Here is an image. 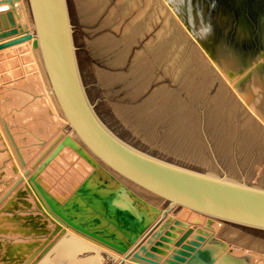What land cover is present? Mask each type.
I'll list each match as a JSON object with an SVG mask.
<instances>
[{
  "label": "rangeland",
  "instance_id": "374dc122",
  "mask_svg": "<svg viewBox=\"0 0 264 264\" xmlns=\"http://www.w3.org/2000/svg\"><path fill=\"white\" fill-rule=\"evenodd\" d=\"M67 6L86 95L98 118L115 136L155 158L208 174H224L264 189V123L232 85L248 69L264 62V56H257L264 54V8L260 4L252 0H194V7L201 11H213L216 18L223 16L233 37L238 35L241 19L250 24L252 41L260 50L249 53V65L241 66L233 81L226 80L166 0H67ZM20 50L0 53V203L5 200L0 225L11 223L0 226V264H32L67 229L118 252L73 229L51 210L44 197L45 209L41 206V210L49 216L39 209L40 190L63 206L93 174V183L106 182L111 187L114 183L67 145L53 154L65 137L71 139L70 131L49 103L45 88L41 94L34 86L27 90V78L36 76L40 83L42 77L39 65ZM24 71L32 73L27 77ZM255 77L254 83H262L264 76ZM23 91L47 101L40 114L29 106H15V95ZM20 109H28V114L18 112ZM38 120L43 124L37 126ZM14 155L20 157V165L12 162ZM8 164L13 171L7 173ZM31 169L37 171L32 177ZM27 176L31 185L36 183L37 191L31 188V192L24 184L18 187ZM125 186L150 202L149 196ZM150 199L156 205L160 202ZM55 223L59 228L54 231ZM214 240L251 253L258 251L263 260L255 263L258 257L251 253L228 254L235 264H264L263 231L220 222ZM29 245L37 248L31 258L25 252ZM99 264L113 262L104 257Z\"/></svg>",
  "mask_w": 264,
  "mask_h": 264
},
{
  "label": "water",
  "instance_id": "95a60500",
  "mask_svg": "<svg viewBox=\"0 0 264 264\" xmlns=\"http://www.w3.org/2000/svg\"><path fill=\"white\" fill-rule=\"evenodd\" d=\"M26 1L37 38L32 46H40L51 90L68 127L106 168L163 202L160 212L154 207L143 209L142 199L125 185L118 183L113 188L106 182L93 183V174L63 206L40 190L51 210L73 229L130 259L120 264H235L224 255L225 244L217 243L206 229L217 220L264 232V189L230 180L224 174H208L155 158L115 136L98 118L86 95L67 0ZM252 1L264 8V0ZM185 2L194 19L189 25L193 33L188 32L219 68L218 52L233 58L237 71L249 65V53L256 54L254 49L260 48L253 43V31L246 20L239 21L238 35L233 37L223 16L216 18L213 11H201L194 7V0ZM197 28L203 32L200 41L194 32ZM16 32L13 13H0V38ZM30 38L26 34L0 44V49ZM253 70L264 74V62H258ZM63 144L96 167L95 160L69 137L53 154ZM170 211L176 218L167 216ZM190 212L208 218L204 229L193 231L186 224Z\"/></svg>",
  "mask_w": 264,
  "mask_h": 264
},
{
  "label": "bare ground",
  "instance_id": "6f19581e",
  "mask_svg": "<svg viewBox=\"0 0 264 264\" xmlns=\"http://www.w3.org/2000/svg\"><path fill=\"white\" fill-rule=\"evenodd\" d=\"M166 2L168 3L171 10L174 12L176 17L179 19L181 24L184 26V28H186L187 31L191 32L189 29V25L194 23L193 22L194 19H193L192 9L189 8V6L186 4L185 0H166ZM7 10H9L13 13L15 28H16L17 32L14 35L0 38V44L14 40V39L19 38L21 36H24L26 34L31 35V38L28 40H25L23 42L17 43L15 45L0 49V53L6 52L8 50H10V52H11V49L12 50L13 49H22L20 51L28 52L30 54V56L34 59L35 63L39 65V71H40L39 74L42 77V81L40 83H38L36 81V79H35L36 76H34L33 74L32 75L34 77L30 76L32 71H31L30 75H28L24 71V73L28 75L27 77L30 76L29 77L30 79H28L25 76L28 79V80L26 79L27 90L31 91L29 89V87L32 88V86H34V91L36 92L39 89L38 90L39 94H41L42 89L45 88V90L48 94V98L50 100L49 103L54 107L56 113L58 114L60 119H62V121L65 123V126L70 131L71 140L74 141L75 143H77L78 145H80L83 148V150L85 152H87L88 156H91L95 160L96 166L98 167V170H99L98 171L99 175L102 176L103 178H107L108 180H110L109 181L110 183L113 182L114 183V184L112 183L113 188L116 187L118 185V183L122 184V185H128V186L132 187V189L135 190L136 192L139 191V192L143 193L144 196H149L150 198L160 200L157 197L151 195L150 193L144 191L143 189H141V188L135 186L134 184L130 183L129 181L125 180L124 178H121L115 172L106 168L96 158H94V156H92V154L86 148H84V146L80 143L78 137L68 127L67 120L61 114L60 108L57 104V101L55 99V96H54V94L51 90L50 84H49V80H48V77H47V74L45 71V67H44V63H43V59H42V55H41V51H40V46L38 44H37V47H35V48H33V46H32L33 41L34 40L37 41V38L34 35L35 34V31H34L35 27H34V24L31 20V15L29 12L27 1L26 0L25 1L24 0H0V13H5ZM20 29H21V31H20ZM194 32H195V35H197L199 41H200L201 37L204 38L203 32L199 28H197ZM191 33H193V32H191ZM213 44H215V42H213ZM213 46H215V48H216V45H213ZM215 52H218L217 48L215 49ZM21 54H22V52H21ZM20 58H22V56ZM23 59L27 60L26 58H23ZM216 60H218L220 68H219V66H217V65L216 66L223 72L225 78H227L226 80L233 81L234 77L235 76L237 77L238 63L235 60H233V58L229 57L228 55H223L221 52L217 53ZM253 69H254V66L252 68L248 69V71H246V73L243 74L242 77L240 76L241 77L240 79L234 81V83H232V85H233V88H235L234 90L237 91L236 93H238L239 97L246 104V106L249 108V110L264 123V77H263L264 74L262 72H259L263 77L262 83L256 84V83H254L255 82L254 80L256 79L255 76L256 75L259 76L260 74L256 73ZM22 72H23V70H22ZM22 72H21V74H22ZM18 73L19 72H17V74ZM230 74H231V76H230ZM18 75L20 76V74H18ZM239 82H240V84H239ZM15 98H16L15 106H17V105H20L21 107H24V106L28 107L29 106L33 109L32 112L34 111V113H38V114H40V112L42 111V108L44 107L43 103H45V104L47 103V101L43 100L42 97H36V96L33 97L30 93L24 92V91H23V93H18L17 95H15ZM31 108H29V109H31ZM22 109H24V108H22ZM22 109H20V111H18V112L25 113V111H27L26 113L28 114V109H26V110H22ZM38 114H37V116H38ZM39 122L40 121L38 120L36 123L37 126H39V124L40 125L43 124V122L42 123H39ZM20 146H21V143H20ZM20 146H19V148H20ZM17 153H18V151H17ZM14 154H16V153H14ZM17 155L16 156L14 155L15 157L13 158L14 160L12 161L14 163V165L16 164V162L20 165V161H19L20 157ZM8 165H6L7 166L6 172L7 173L13 171V170H11V169H13V168H11L12 165H9V166ZM20 167H18V168H20ZM36 172H37L36 169H31L30 176L32 177ZM18 177H20V175H18ZM21 177H22V175H21ZM95 179H98L97 176L95 177ZM22 184H24L25 186H30V190H31V188H33L35 191V189L37 188V186H35L36 183H34L35 185H31V183H29V177L28 176L24 177L22 179V181L19 183L18 187L22 186ZM40 189H41V187H40ZM32 191L33 190H31V192ZM36 191H37V189H36ZM42 192H44V190ZM35 194H36V192H35ZM10 196L8 197L9 199H10ZM41 197H43L42 193H39V199H40L39 200V209L41 210V206H42V210H43V208L45 209V207H43L44 206L43 205L44 200L42 201ZM7 200L8 199L6 198V201ZM4 202H5V200L2 203H0V208L2 206H4L3 205ZM6 203H8V202H6ZM141 207L143 209H149V210L151 209V207H154L159 212H160V210H162V208L158 207L156 204L148 202V201H143V205ZM0 210L2 211V209H0ZM49 211H51V210H49ZM42 212L49 216L47 211L45 212V210H44ZM167 216H172V217L176 218V215H174L171 211L167 214ZM1 220L2 219H0V221ZM3 221H5V220H3ZM6 222H3V224L5 226H10L11 223L7 224ZM8 222H9V220H8ZM185 222L190 228L193 229V231H196L197 229L198 230L204 229V227L206 226V224L208 222V218L206 216L199 214V213L190 212L186 216ZM213 222H214L213 227H209L206 230L209 232V236H212L215 239L216 233H217L218 229L220 228V221L213 220ZM1 223H2V221L0 222V224ZM3 224H2V226H4ZM3 228H5V227H3ZM8 228L10 229V227H8ZM58 228H59V226L56 224L53 229L55 231V230H58ZM0 229H2V228H0ZM6 231H8L7 227H6ZM178 235H180V233ZM14 249L17 251H20L17 247H14ZM36 250H37V248H35V249L31 248L29 245V247H27L25 249V252L27 253V258H31L33 255V254L31 255V252H34ZM224 250H225L224 255L226 257H228L227 255L228 254L230 255V253H233L236 255L237 254L251 253L250 251L249 252L245 251L241 247H237L234 245H226V244H225ZM257 252L251 253V254H254L253 256L256 255V257H258ZM104 257H106L107 259H110L113 262V264H120V262H123V261L130 262V259L125 258L124 254H120L119 252L111 251L110 249L104 247L103 245L88 239L84 235L76 233L75 231H73L71 229H67V230H63L60 234H58L57 237H55L46 246V248L43 250V253L41 254V256L39 258H37L35 261H33L32 264H97V263L99 264V262H101ZM260 261H263V260L260 259L259 257L255 258V263H257V262L259 263ZM133 264H140V263L134 262Z\"/></svg>",
  "mask_w": 264,
  "mask_h": 264
},
{
  "label": "crops",
  "instance_id": "0c3cea01",
  "mask_svg": "<svg viewBox=\"0 0 264 264\" xmlns=\"http://www.w3.org/2000/svg\"><path fill=\"white\" fill-rule=\"evenodd\" d=\"M148 199L152 203L151 199L150 198H148ZM155 202H157V201H155ZM157 203H158L157 206H159V207H162L163 206V202L160 201V202H157ZM157 220H159V218Z\"/></svg>",
  "mask_w": 264,
  "mask_h": 264
}]
</instances>
